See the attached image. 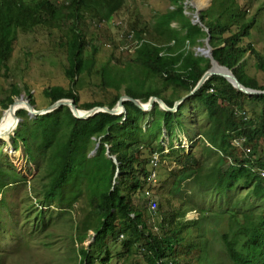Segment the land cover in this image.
<instances>
[{
	"label": "trees",
	"instance_id": "trees-1",
	"mask_svg": "<svg viewBox=\"0 0 264 264\" xmlns=\"http://www.w3.org/2000/svg\"><path fill=\"white\" fill-rule=\"evenodd\" d=\"M171 3V9L156 16L154 39L140 35L135 25L130 24L127 33L134 32L136 43L125 69L140 71L141 77L133 75L131 82L124 84L125 94L141 101L157 96L172 107L212 66L203 42L207 36L215 65L230 71L243 86L264 90V80L260 83L244 71V56L249 52L264 77V51H256L251 44H241L250 35L264 4L248 14V7L240 5L238 0H210L199 8L201 26L185 16L183 0H171ZM124 4L125 0H0V70L10 58L17 30L31 31L38 26L58 29L64 40L58 46L66 54L64 75L68 86H48L42 95L49 104L70 98L81 109L112 107L119 94L106 104H79L78 88L93 71L100 75L102 87L118 89L124 80L122 75L116 78L107 65L95 69L94 53L98 46L87 42L82 25L89 19L109 22ZM203 45L200 54L193 52L192 48ZM167 90L170 91L165 94ZM19 92L14 87L0 100L1 107L6 109ZM28 100L35 104L33 98ZM185 104L193 130L188 138L190 142L196 138L187 151L179 144L173 146V141L181 138L179 129ZM123 107L120 114L98 112L87 119L75 117L65 105L31 117L24 108L16 111L19 122L10 139L13 147L20 142L28 162L41 171L38 186H33L40 204H55L66 211L74 206L79 194L88 196V209L75 227L74 240L80 244L76 248L78 264L111 262L109 244L120 235L125 236L121 242L123 251L119 252L125 261L141 253L144 264H180L176 255L189 257L197 249L199 257L193 263L198 264L204 248L210 255L205 254L208 259L204 264H225L222 251L209 247V242H222L227 264H264V177L259 175L264 169V94L244 93L221 75L214 74L180 103L176 111L162 110L156 102L147 111L129 100L123 101ZM195 107L200 109L199 115L205 116L203 121L197 116L192 118ZM239 111L245 112L246 120L237 114ZM233 135L242 136L244 141L234 146ZM198 142L201 148L195 154L193 149ZM1 153L0 201H3V192L9 185L27 181L4 161ZM154 153L159 156L155 167ZM169 157L173 158L175 168H169L166 180L155 187L147 177L152 170L158 172L163 158ZM186 180L196 188V193L213 191L221 205L227 202L224 194L229 195V201L234 198V191L229 194L232 188L247 192L220 207V216L226 214V219H216L193 198L182 197ZM146 190L150 191L153 209H149L145 198L142 208L133 203V196L144 195ZM191 203L199 215L187 223L182 220L187 213L183 206ZM37 215L42 214L39 211ZM149 219H158L160 233L151 228ZM190 226L196 228L195 237L185 232ZM89 230L93 234L89 243L83 245Z\"/></svg>",
	"mask_w": 264,
	"mask_h": 264
},
{
	"label": "rangeland",
	"instance_id": "rangeland-1",
	"mask_svg": "<svg viewBox=\"0 0 264 264\" xmlns=\"http://www.w3.org/2000/svg\"><path fill=\"white\" fill-rule=\"evenodd\" d=\"M52 1L61 2L64 0ZM183 1L185 16L191 21L202 24L199 21L198 10L206 6L210 0ZM238 3L248 7V14H252L258 6L264 4V0H238ZM171 8V0H125L123 8L109 22L100 23L92 19L86 20L85 25H82L85 38L87 42L95 43L98 46L94 53L95 69L107 65L116 78L122 75L124 80L118 89L112 86L102 87L99 84L100 75L93 71L83 78L82 85L78 88L79 104L88 102H103L106 104L116 94H124V84L131 82L133 75L141 77L140 71L135 72L131 69H125V62L132 56L131 51L136 43L133 38L134 32L130 31L133 33L132 37H129L130 32L127 33L130 30L129 26L134 24L135 31L140 35L148 39H154L153 24L156 16ZM60 35V30L47 29L42 26H38L31 31L17 30L10 58L6 67L0 70V100L10 94L13 88L16 87L20 92L17 97H13L14 99H18L20 95L25 99L33 98L34 108L44 109L49 105V101L42 95L43 89L52 85L68 86V79L64 75V67L67 65L66 54L63 48L58 46L59 42L64 41L60 38ZM203 42L205 44L206 41L203 40ZM241 44L243 46L251 44L256 51L261 53L264 51V10L261 11L250 35L243 38ZM192 49L195 54H200L204 49V45L195 46ZM88 55L89 51H86L85 56ZM244 59V71L262 83L264 80L263 73L255 67L254 56L246 52ZM169 91L167 90L165 94ZM250 108L252 109L253 106H250ZM4 110L0 105V118ZM194 112L192 118L197 116L200 121L204 120L205 116L199 115L200 109L198 107H195ZM181 120L183 124L179 130L182 131L180 135L182 141L180 142L181 138L175 139L173 146L176 147L179 144L182 147L181 143L185 142L187 147L183 146L186 150L183 149L187 151L188 145L191 144V142L187 143V139L189 140L188 135L191 133L192 136L193 130L189 125L190 115L186 104L182 110ZM18 122L17 120V125ZM144 124L145 122L142 124L143 127ZM17 125L10 133L4 136L0 135V153L2 151L4 161L13 166L20 175L25 176L27 182L25 184L9 185L3 192V201H0L1 264H78L76 248L80 247V244L74 240L77 236L75 227L88 209V196L84 193L79 194V199L69 209L70 211L59 209L55 204L41 205L36 199V190L33 188V186H38L36 182L41 171L36 168L35 164L28 162L20 142L17 143L16 147H13L10 139ZM175 134L177 135V132ZM162 136L164 140L163 147L165 148L167 135L164 133ZM200 148L201 142H198L196 148L193 149L195 154H198ZM90 154L93 155L94 152L92 151ZM155 156L156 161H158V154ZM159 167V171L150 180V183L154 182L155 187L166 180L169 168H175L173 158H163ZM183 188V198L186 196L193 198V201L210 210L209 214H211V217L215 216L216 219H226V214L220 216V207L224 208L227 202L230 204L243 197L247 192V190L232 188L229 194L234 191V198L229 201L227 199L229 195L224 194L227 202L225 204L221 202L223 204L221 205L213 191L204 190L202 193H196V188L187 180ZM155 197L157 198V196ZM247 199L251 202L249 198ZM132 200L134 204H138L141 208L145 206L143 204L144 197L141 193L135 194ZM174 204L176 203L174 202ZM189 206L190 208L194 207L193 210H190ZM183 208L187 211L182 219L183 221L190 223L198 218L199 214L194 204L191 203L188 206H183ZM146 209L148 210L147 207ZM39 211L42 214L40 216L37 215ZM56 215L57 217H55ZM157 220L152 221L149 219L150 224L153 225L151 228L156 233H160L156 225ZM39 221L41 222L39 223ZM211 225L215 231V226L212 223ZM185 232H191L195 237L196 228L190 226L185 229ZM92 234L93 231L89 230L82 242L83 245L89 243V236ZM124 239L125 236L120 235L116 241L109 244L113 256L108 264H144L141 253L133 254L128 261L120 256L119 252L123 251L121 242ZM209 247L221 250L220 254L222 259H225V264L229 262L227 256L223 255L224 245L222 242L220 244L209 242ZM192 251L195 252L194 249ZM196 252L189 257L176 255V258H178L180 264H186V261H188V264H195L193 260L199 257L197 249ZM205 254L210 257L209 252H206V249L203 248L201 257L197 261L198 264L206 263L208 257Z\"/></svg>",
	"mask_w": 264,
	"mask_h": 264
},
{
	"label": "water",
	"instance_id": "water-1",
	"mask_svg": "<svg viewBox=\"0 0 264 264\" xmlns=\"http://www.w3.org/2000/svg\"><path fill=\"white\" fill-rule=\"evenodd\" d=\"M199 12V10H198ZM193 23H196L194 21H192ZM199 24V22H198ZM202 25V24H199ZM203 26V25H202ZM205 42V46H206V51L208 56L211 59V63L212 66L210 68H208L200 77V79L197 81V83L195 84V86L192 88V90L190 92H188L187 94L183 95L182 97H180L179 99L175 100L173 103L172 107L167 106L164 101L157 97V96H151L149 97V99L146 102H141L140 100L134 99L132 97H128L126 95L120 96L117 100V103L112 107H108V106H103V107H93L89 110H84L85 113H80L79 109H77L76 105L74 104V101L71 99H59L56 100L55 102L51 103L50 105H48L46 108L42 109V110H36L34 109L33 105H31V103L29 102V100L24 99L22 95H20L19 99L13 100L12 103L7 107V110L10 109L17 103V101H19L20 99H22L25 103V108L27 113L34 116V115H39V114H43L49 111H52L58 107H61L63 105H66L70 108L71 112L73 113V115L79 119H83V118H88L92 115H94L95 113L99 112V111H103V112H107L110 114H119L124 110L123 107V101L124 100H129L132 103H134L138 108L142 109V110H148L152 107L153 103H157L159 108L162 110H166V111H176L178 105L182 102H184L187 98H189V96L195 92L199 86L210 76V75H221L222 77H224L228 82H230L233 86L237 87L239 90H241L244 93L247 94H264V90H257V89H251L248 87L243 86L236 78L235 76L228 70L219 67L217 65H215V62L213 60V58L210 55V51H211V47L208 44V40H209V36H207L204 39ZM18 119V118H17ZM19 121V119H18Z\"/></svg>",
	"mask_w": 264,
	"mask_h": 264
},
{
	"label": "bare ground",
	"instance_id": "bare-ground-1",
	"mask_svg": "<svg viewBox=\"0 0 264 264\" xmlns=\"http://www.w3.org/2000/svg\"><path fill=\"white\" fill-rule=\"evenodd\" d=\"M132 33V32H131ZM133 34V33H132ZM134 46V45H133ZM187 94V93H186ZM123 95H126V96H128V97H131V96H129V95H127V94H123ZM123 95H120V96H123ZM185 95V94H184ZM119 96V97H120ZM151 97V96H150ZM182 97V96H181ZM24 98V97H23ZM133 98V97H132ZM19 99V98H18ZM25 99V98H24ZM65 99H70V98H65ZM134 99H137V98H134ZM149 99V98H148ZM147 99V100H148ZM16 100V99H15ZM28 100V99H27ZM71 100V99H70ZM73 100V99H72ZM118 100V99H117ZM137 100H140V99H137ZM146 100V101H147ZM74 101V100H73ZM141 101V100H140ZM146 101H141V102H146ZM116 103H117V101H116ZM115 103V104H116ZM75 104V103H74ZM114 104V105H115ZM154 104V103H153ZM32 105V104H31ZM50 105V104H49ZM76 105V104H75ZM113 105V106H114ZM66 106V105H65ZM103 106H108V105H102V106H94V107H103ZM112 106V107H113ZM153 106V105H152ZM23 107H25V103H24V101L22 100V99H20L19 101H17V103L11 108V110L10 109H5L4 111H3V113H2V115H1V118H0V135L1 136H4V135H6V134H8V133H10L12 130H13V128L17 125V115H16V111L19 109V108H23ZM33 107H34V105H33ZM68 107V106H67ZM76 107H77V105H76ZM109 107V106H108ZM112 107H110V108H112ZM159 107V106H158ZM46 108V107H45ZM69 108V107H68ZM91 108H93V107H91ZM91 108H89V109H91ZM152 108V107H151ZM25 109V108H24ZM35 109V108H34ZM70 109V108H69ZM77 109H79L80 111V113H85V111L84 110H89V109H81V108H78L77 107ZM26 110V109H25ZM36 110H42V109H36ZM142 110V109H141ZM149 110V109H148ZM71 111V110H70ZM143 111H147V110H143ZM27 112V111H26ZM50 112V111H49ZM99 112H103V111H99ZM123 112V111H122ZM72 113V112H71ZM98 113V112H97ZM28 114V113H27ZM73 114V113H72ZM96 114V113H95ZM120 114V113H119ZM29 116H32V115H30V114H28ZM34 116H36V115H34ZM93 116V115H92ZM91 117V116H90ZM89 118V117H88ZM83 119H87V118H83ZM182 141V140H181ZM188 142H190V140H188L187 139V143ZM155 155H157L156 153H154V155H153V160H152V164H153V166L155 167L156 166V163H157V161H156V156ZM155 173H156V171L155 170H152L151 171V173H150V175L149 176H151V178L150 179H148V177H147V180H151L154 176H155Z\"/></svg>",
	"mask_w": 264,
	"mask_h": 264
},
{
	"label": "built area",
	"instance_id": "built-area-1",
	"mask_svg": "<svg viewBox=\"0 0 264 264\" xmlns=\"http://www.w3.org/2000/svg\"><path fill=\"white\" fill-rule=\"evenodd\" d=\"M100 23H105V21H100ZM129 37H132V33L131 32L129 33ZM237 114H239L240 116H243V119H246V116H245V112L244 111H239V112H237ZM242 141H244V138L242 136H235V135H233V138H232L231 143L234 146H238L239 144H241ZM181 145L187 147V144L185 142L181 143ZM259 175L261 177H264V169L263 170H260ZM150 178H151V176L148 177V179H150ZM149 196H150V191L149 190L144 191V197H145V199H147V204L149 206V209H153L154 208V204L150 200Z\"/></svg>",
	"mask_w": 264,
	"mask_h": 264
},
{
	"label": "clouds",
	"instance_id": "clouds-1",
	"mask_svg": "<svg viewBox=\"0 0 264 264\" xmlns=\"http://www.w3.org/2000/svg\"><path fill=\"white\" fill-rule=\"evenodd\" d=\"M7 109V108H6ZM19 119V118H18ZM243 120H246V119H243ZM196 138H192V142H191V144L194 142V140H195ZM143 197H144V195H143ZM145 198V197H144ZM146 203H147V199H146Z\"/></svg>",
	"mask_w": 264,
	"mask_h": 264
}]
</instances>
